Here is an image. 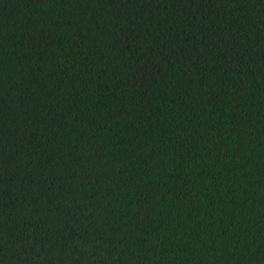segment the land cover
<instances>
[{
    "label": "trees",
    "instance_id": "1",
    "mask_svg": "<svg viewBox=\"0 0 264 264\" xmlns=\"http://www.w3.org/2000/svg\"><path fill=\"white\" fill-rule=\"evenodd\" d=\"M0 264H264V0H0Z\"/></svg>",
    "mask_w": 264,
    "mask_h": 264
}]
</instances>
